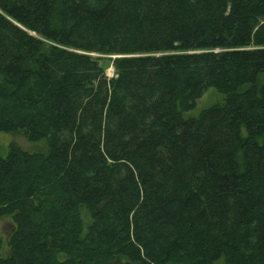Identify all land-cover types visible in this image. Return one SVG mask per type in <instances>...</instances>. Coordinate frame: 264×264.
<instances>
[{
	"label": "trees",
	"instance_id": "trees-1",
	"mask_svg": "<svg viewBox=\"0 0 264 264\" xmlns=\"http://www.w3.org/2000/svg\"><path fill=\"white\" fill-rule=\"evenodd\" d=\"M263 74L264 0H0V264H264Z\"/></svg>",
	"mask_w": 264,
	"mask_h": 264
},
{
	"label": "rangeland",
	"instance_id": "rangeland-1",
	"mask_svg": "<svg viewBox=\"0 0 264 264\" xmlns=\"http://www.w3.org/2000/svg\"><path fill=\"white\" fill-rule=\"evenodd\" d=\"M103 67L105 68V75L107 78H111L114 76V67L112 65V62L108 59H105L103 61ZM264 79V74L262 76ZM224 100V96L219 93L214 88L207 89L197 100L196 106L189 110L184 112V117H196L198 113L201 111V109L206 108L207 106H210L217 102H222ZM15 143L19 147L25 150H36L39 147L42 148L41 142H34L30 143L27 141L26 137L22 133L18 134H8V133H2L0 132V144L3 146H8L10 143ZM11 229V225L8 220H2L0 222V236L3 238H6L9 234ZM6 251L4 250L3 253Z\"/></svg>",
	"mask_w": 264,
	"mask_h": 264
}]
</instances>
